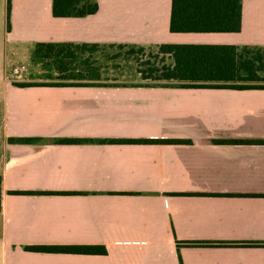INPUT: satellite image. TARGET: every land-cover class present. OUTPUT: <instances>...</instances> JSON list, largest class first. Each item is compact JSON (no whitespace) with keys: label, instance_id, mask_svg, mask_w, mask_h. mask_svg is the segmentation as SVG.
<instances>
[{"label":"crops","instance_id":"obj_1","mask_svg":"<svg viewBox=\"0 0 264 264\" xmlns=\"http://www.w3.org/2000/svg\"><path fill=\"white\" fill-rule=\"evenodd\" d=\"M96 1L11 0L8 27L0 0V264H264V143L243 141L264 139V89L17 84L38 42L264 47V0L238 32H171L172 0ZM75 245L106 252L32 248Z\"/></svg>","mask_w":264,"mask_h":264},{"label":"trees","instance_id":"obj_2","mask_svg":"<svg viewBox=\"0 0 264 264\" xmlns=\"http://www.w3.org/2000/svg\"><path fill=\"white\" fill-rule=\"evenodd\" d=\"M10 2L8 0V27ZM98 9L96 0H53V14L57 17H82ZM169 28L171 32H238L242 28V0H172ZM106 48L116 49L112 58L132 59L141 80L152 81L135 83L138 85L264 89V47L232 43L163 42L138 45L123 42H38L31 52V60L46 63L50 67L46 78L51 81L17 84H127L104 80L103 67L95 53ZM52 71L56 74H52ZM243 141L264 143V139ZM1 205L0 176V208ZM32 248L43 251L106 252L104 246L95 245Z\"/></svg>","mask_w":264,"mask_h":264},{"label":"rangeland","instance_id":"obj_3","mask_svg":"<svg viewBox=\"0 0 264 264\" xmlns=\"http://www.w3.org/2000/svg\"><path fill=\"white\" fill-rule=\"evenodd\" d=\"M115 52V48H106L95 53L99 60L98 62L103 67L102 71L105 81L119 83L152 82L141 80L136 72V64L132 59L112 58V54ZM49 69L50 67L46 63L30 60L27 64V73L23 77L33 78L34 80L30 81L35 82H50L51 80L46 78ZM52 74H56V72L52 71Z\"/></svg>","mask_w":264,"mask_h":264}]
</instances>
